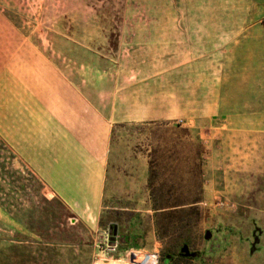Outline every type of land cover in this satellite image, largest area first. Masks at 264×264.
<instances>
[{"label": "rangeland", "instance_id": "1", "mask_svg": "<svg viewBox=\"0 0 264 264\" xmlns=\"http://www.w3.org/2000/svg\"><path fill=\"white\" fill-rule=\"evenodd\" d=\"M26 100L103 160V205L0 264H264V0H0V213L62 216L9 149Z\"/></svg>", "mask_w": 264, "mask_h": 264}, {"label": "crops", "instance_id": "2", "mask_svg": "<svg viewBox=\"0 0 264 264\" xmlns=\"http://www.w3.org/2000/svg\"><path fill=\"white\" fill-rule=\"evenodd\" d=\"M23 106L27 112L21 134L19 138L10 134L9 149L42 183L49 204L54 203L63 214L50 215L49 209L40 210L23 221L18 212L4 210L0 213V246L10 247L17 253L29 252L39 256L43 243H52L60 235L58 226L68 223L74 228L82 224L89 231V236L92 235L103 205L106 168L98 155L35 101L26 100ZM29 109L33 111L29 112ZM44 213L53 217L46 219L51 226L55 224L53 228L42 230L38 227V222L45 220ZM134 244L138 245L123 238L119 256L122 257L128 252L125 248ZM45 247L53 248L52 245ZM135 247L139 252L144 249ZM25 259L24 255L21 261ZM196 261L192 259V262ZM163 264L172 263L165 258Z\"/></svg>", "mask_w": 264, "mask_h": 264}, {"label": "water", "instance_id": "3", "mask_svg": "<svg viewBox=\"0 0 264 264\" xmlns=\"http://www.w3.org/2000/svg\"><path fill=\"white\" fill-rule=\"evenodd\" d=\"M204 238H205V240H209L210 234L205 233ZM180 254L183 255L184 257H188L189 259H195L197 257L196 253H189V247L187 245H184L180 249Z\"/></svg>", "mask_w": 264, "mask_h": 264}, {"label": "flooded vegetation", "instance_id": "4", "mask_svg": "<svg viewBox=\"0 0 264 264\" xmlns=\"http://www.w3.org/2000/svg\"><path fill=\"white\" fill-rule=\"evenodd\" d=\"M189 253H191V252H189ZM178 257L179 258H183V259H185V258H188V257H184L183 255H181L180 254V250H179V253H178ZM197 257H198V255H197ZM196 257V258H197ZM189 259V258H188ZM169 260L171 261V263L173 264V262L176 260L175 258H172L171 256H169Z\"/></svg>", "mask_w": 264, "mask_h": 264}]
</instances>
